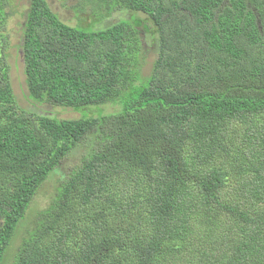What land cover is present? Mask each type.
<instances>
[{
	"label": "trees",
	"instance_id": "trees-1",
	"mask_svg": "<svg viewBox=\"0 0 264 264\" xmlns=\"http://www.w3.org/2000/svg\"><path fill=\"white\" fill-rule=\"evenodd\" d=\"M73 8L75 26L30 0L21 48L32 105L77 118L18 104L0 33V264L55 175L11 264H264V0Z\"/></svg>",
	"mask_w": 264,
	"mask_h": 264
},
{
	"label": "rangeland",
	"instance_id": "rangeland-1",
	"mask_svg": "<svg viewBox=\"0 0 264 264\" xmlns=\"http://www.w3.org/2000/svg\"><path fill=\"white\" fill-rule=\"evenodd\" d=\"M82 0H48L52 9L60 14V18L65 21L67 24L71 26L77 25V19L75 18L74 8L77 5H80ZM6 2V19L3 27H0V33L4 34V37H7V40L4 42L6 46H4V51L6 54V62L9 66V75L10 80L12 82L13 90L15 97L17 99L18 104L27 109L34 111L36 114L40 115H48V116H59L61 118H77L80 116L77 112L71 109H61L58 107H52L50 105L45 106H33L32 101L29 98V94L27 91L26 83H25V72H24V64L22 59V27L25 21V16L30 4V0H5ZM87 13H84L87 17L85 18L89 21L92 18L88 15L90 11V6L86 5ZM132 12L127 9H119L115 10L110 16L105 17L100 22H96L94 29L100 30L106 27H110L113 24L119 22L120 20H129L132 17ZM139 18L145 19L146 16L138 13ZM84 18V16H83ZM86 24V22H85ZM144 38V45L146 46V60L152 65L153 61L157 58V53L159 50V41H153L152 38L144 34L142 36ZM9 42V46H8ZM8 47V48H7ZM109 110H112L109 108ZM95 111L97 114H95ZM93 112V113H92ZM89 113V111H88ZM87 113V114H88ZM101 112L97 108H92V111L89 113V116H97ZM95 114V115H94ZM80 150L77 153L70 157L66 164L68 167H71L75 163L79 161ZM57 175L52 176L48 179V181L43 185L40 191L37 193L33 203L30 206L28 213L26 214V218L23 223L17 230V238H15V242L10 247L7 252V261L5 264H11L13 261V256L16 251L17 246L21 242L22 238L28 234L29 231L33 230V221L36 219L37 213L46 209L49 205L53 192L56 185Z\"/></svg>",
	"mask_w": 264,
	"mask_h": 264
}]
</instances>
